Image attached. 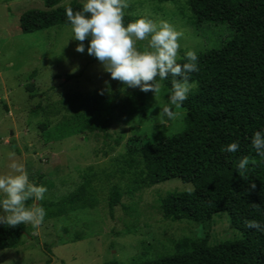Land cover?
<instances>
[{
	"label": "rangeland",
	"instance_id": "obj_1",
	"mask_svg": "<svg viewBox=\"0 0 264 264\" xmlns=\"http://www.w3.org/2000/svg\"><path fill=\"white\" fill-rule=\"evenodd\" d=\"M128 2L125 13L166 21L182 33L177 59L189 50L218 48L234 34L225 22L193 24L187 0ZM33 7H43L42 0H0V174L11 172L12 160L23 163L29 180L47 188L43 200H57L87 178L98 203L44 220L39 228L26 224L19 244L0 250V264H127L167 253L182 237L207 234L210 243L238 238L240 232L226 212L215 214L205 228L162 218L159 198L167 191L192 189L179 178L148 188L130 183L135 187L126 192L135 171L125 162L127 141L138 136L154 142L179 132L185 111L173 107L176 118L158 123L159 108L169 95L158 81L159 90L149 95L145 109L132 114L118 109L106 132L75 125L77 117L90 118L92 125L100 122L118 81L94 57L75 51L79 42L69 39L70 25L21 33L19 15ZM145 45L136 43L138 49ZM137 91L122 87L121 103L127 105ZM66 116L75 117L73 124L59 133ZM114 186L122 197L110 213L107 201Z\"/></svg>",
	"mask_w": 264,
	"mask_h": 264
},
{
	"label": "trees",
	"instance_id": "obj_2",
	"mask_svg": "<svg viewBox=\"0 0 264 264\" xmlns=\"http://www.w3.org/2000/svg\"><path fill=\"white\" fill-rule=\"evenodd\" d=\"M62 1L42 0L43 7L21 11L19 31L33 33L69 25L66 9L75 13L81 9V2ZM187 5L193 24L225 22L234 34L220 47L196 53L198 70L189 74L194 87L180 106L185 111L181 130L154 142L138 136L127 141L125 162L135 171L125 190H133L135 186L130 183L148 188L179 178L190 183L192 189L167 191L159 198L163 219L201 223L205 228L215 214L226 212L240 236L218 243H210L207 234L182 237L173 242L167 253L139 257L127 264H264V232L249 228L246 223L255 220L264 226V157L258 156L251 145L254 132L264 128V0H187ZM134 19L125 13V24ZM177 62H185L184 55ZM160 82L170 93L173 78ZM116 84L112 97L102 107L100 122L92 125L90 118L77 117L75 125L106 132L118 109L120 113L132 114L146 108L151 92L139 90L125 105L120 101L124 86L119 81ZM74 118L66 116L58 132L69 129ZM234 141L240 145L238 151H224ZM244 156L252 162L241 177L236 168ZM121 197V191L114 186L107 201L110 213ZM33 203L26 201L25 206L32 207ZM97 203L92 181L86 178L57 200H41L36 206L45 209L47 220L92 209ZM25 229L26 224L0 227V250L15 248Z\"/></svg>",
	"mask_w": 264,
	"mask_h": 264
},
{
	"label": "clouds",
	"instance_id": "obj_3",
	"mask_svg": "<svg viewBox=\"0 0 264 264\" xmlns=\"http://www.w3.org/2000/svg\"><path fill=\"white\" fill-rule=\"evenodd\" d=\"M128 7V0H81L79 11L74 13L71 8L66 9L71 33L69 39L79 42L76 52H86L94 57L110 79L119 81L124 87L155 94L159 90L157 78L163 81L172 77L168 102L158 111V123L164 125L176 118L178 113L172 108L178 109L194 87L189 74L198 70L197 54L189 50L184 53L185 62L178 63L182 33L166 21L157 23L144 16L125 24ZM86 39L87 45L84 43ZM137 41H146V45L138 49ZM251 145L258 156L264 157V128L254 132ZM239 147L234 141L226 145L224 151L234 153ZM251 162L247 156L240 158L236 173L243 177ZM8 168L10 173L0 174V227L16 228L29 224L39 228L46 211L35 202L44 199L47 188L29 180L23 163L12 160ZM29 200L34 201L32 207L25 206ZM246 223L247 227L264 232V226L259 222L250 220Z\"/></svg>",
	"mask_w": 264,
	"mask_h": 264
}]
</instances>
